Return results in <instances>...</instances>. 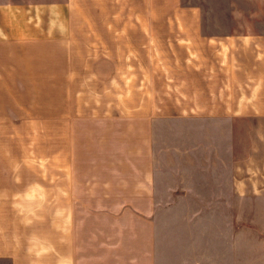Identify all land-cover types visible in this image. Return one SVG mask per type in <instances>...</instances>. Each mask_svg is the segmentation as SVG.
Listing matches in <instances>:
<instances>
[{"label": "crops", "instance_id": "1", "mask_svg": "<svg viewBox=\"0 0 264 264\" xmlns=\"http://www.w3.org/2000/svg\"><path fill=\"white\" fill-rule=\"evenodd\" d=\"M22 3L32 23L15 22ZM146 6L0 0V264H157L164 107L149 102L155 89L131 94L119 71L121 53L159 50L163 16ZM179 25L189 57L186 83L170 92L176 126L191 127L195 116L264 117V34H203L202 50L213 55L197 65L202 35L194 23Z\"/></svg>", "mask_w": 264, "mask_h": 264}, {"label": "rangeland", "instance_id": "2", "mask_svg": "<svg viewBox=\"0 0 264 264\" xmlns=\"http://www.w3.org/2000/svg\"><path fill=\"white\" fill-rule=\"evenodd\" d=\"M17 8V24L34 21L36 14L27 3ZM146 10L163 16L159 50L121 53L125 59L119 71L131 94H144L145 86L151 97L155 89L158 99L148 100L164 107L163 127L156 129L162 207L156 215L157 264H264V117L195 116L187 124L191 127H178L183 122L173 113L171 103L178 104L170 95L187 80L186 25L179 24L194 23L202 35L195 37L197 64L213 55L202 50L201 41L210 38L203 34H264V0H147ZM42 12L44 16V8ZM9 14L3 11L4 24L10 22ZM201 73L194 77L198 87ZM39 130L41 141L44 132Z\"/></svg>", "mask_w": 264, "mask_h": 264}]
</instances>
